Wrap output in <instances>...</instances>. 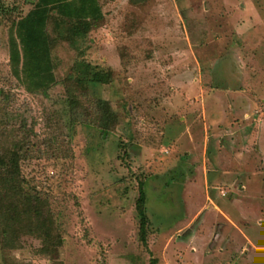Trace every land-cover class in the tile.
<instances>
[{"label": "rangeland", "instance_id": "obj_1", "mask_svg": "<svg viewBox=\"0 0 264 264\" xmlns=\"http://www.w3.org/2000/svg\"><path fill=\"white\" fill-rule=\"evenodd\" d=\"M30 1L0 0V139L53 238L10 230L0 264H264V0H102L48 96L10 63Z\"/></svg>", "mask_w": 264, "mask_h": 264}, {"label": "trees", "instance_id": "obj_2", "mask_svg": "<svg viewBox=\"0 0 264 264\" xmlns=\"http://www.w3.org/2000/svg\"><path fill=\"white\" fill-rule=\"evenodd\" d=\"M144 0H130L137 3ZM32 9L13 20L10 34L12 73L30 94L49 95L57 85L53 52L59 44L80 49L90 34V22L104 19L102 0H31ZM74 82L72 76L68 78ZM80 80H76L79 83ZM72 96V93H69ZM76 100H70V105ZM102 108L108 113L105 103ZM110 117L106 119L108 123ZM104 135L107 136L105 130ZM24 147L0 139V247L8 233L24 232L41 240L53 238V219L46 213L44 201L26 190L21 160ZM145 184L140 186L137 210L140 215V240L147 245L149 220Z\"/></svg>", "mask_w": 264, "mask_h": 264}]
</instances>
